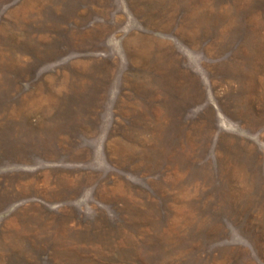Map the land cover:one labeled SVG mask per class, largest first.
Masks as SVG:
<instances>
[{
  "label": "rangeland",
  "instance_id": "obj_1",
  "mask_svg": "<svg viewBox=\"0 0 264 264\" xmlns=\"http://www.w3.org/2000/svg\"><path fill=\"white\" fill-rule=\"evenodd\" d=\"M0 264H264V0H0Z\"/></svg>",
  "mask_w": 264,
  "mask_h": 264
}]
</instances>
